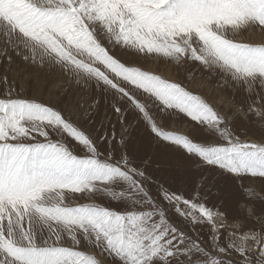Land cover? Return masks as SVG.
Segmentation results:
<instances>
[{
    "label": "snow or ice",
    "instance_id": "snow-or-ice-1",
    "mask_svg": "<svg viewBox=\"0 0 264 264\" xmlns=\"http://www.w3.org/2000/svg\"><path fill=\"white\" fill-rule=\"evenodd\" d=\"M249 30L264 33V0H0V264H264V198L245 189L246 216L229 226L204 175L264 180V140L139 64L220 76L264 131V43L237 38ZM32 69L62 79L52 88ZM73 84L188 160L199 182L186 193L154 175L158 162L130 151L111 119L97 130L100 100L73 99ZM180 116L201 135L166 130Z\"/></svg>",
    "mask_w": 264,
    "mask_h": 264
},
{
    "label": "rangeland",
    "instance_id": "rangeland-1",
    "mask_svg": "<svg viewBox=\"0 0 264 264\" xmlns=\"http://www.w3.org/2000/svg\"><path fill=\"white\" fill-rule=\"evenodd\" d=\"M237 38L247 42L264 43V33L258 30H249ZM121 55L123 56V54ZM123 58L125 60L131 59L126 56H123ZM139 64L145 69L154 71L166 79L180 82L194 94L201 95L217 111L231 119L233 128L242 138H249L255 141L264 140V131H261L262 126L255 120H249L244 115L243 109H246L248 101L242 89L222 86L223 81L220 76L209 74L201 67L191 63L188 65H177L172 62H166L163 59L151 58L141 60ZM13 67L15 68L16 65H13ZM30 71L33 79H35L37 74L47 76L48 80L52 82L50 84L52 88H55L56 84L62 79L58 71H51L50 74L48 69H44L43 71L40 69H32ZM9 78H11V74ZM69 91L74 94L73 99H80L81 97L86 101H90V98L93 97L99 99V108L94 116L97 122V130L99 131L100 122H103L110 129L112 125L109 124V119H111L112 124L115 125L117 139L123 136L128 141L130 151L138 153L140 156L148 154L158 162V166L154 164L152 168L154 175L158 178L171 184L173 188L183 189L186 193L194 186V182H199L200 174L196 172L194 166L188 160L180 158L173 150L165 149L155 141L149 142L142 128L117 124L116 118L111 114L110 108L94 89H78L73 84ZM44 98L47 99L48 97L45 96ZM166 130L190 136L201 135V133H197L193 128V122L183 116L170 120L166 125ZM204 175L208 176L207 183L209 185H215L211 189L208 206L212 207L215 204L217 207H220L221 211H227L229 226L234 223L233 216H246L248 203L240 199L241 194L245 193V189H251L261 198H264V180L260 178L249 177L243 181H233L207 173H204ZM221 201H223L222 205ZM261 207H264V205L257 201V210ZM197 231L200 233V239L202 241L206 240L208 228H198ZM224 235H227V231H225Z\"/></svg>",
    "mask_w": 264,
    "mask_h": 264
}]
</instances>
